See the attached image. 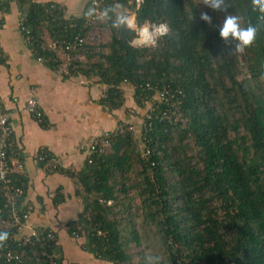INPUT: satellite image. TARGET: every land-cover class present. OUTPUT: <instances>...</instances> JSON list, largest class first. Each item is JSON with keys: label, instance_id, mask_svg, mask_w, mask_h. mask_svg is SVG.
<instances>
[{"label": "trees", "instance_id": "16d2710c", "mask_svg": "<svg viewBox=\"0 0 264 264\" xmlns=\"http://www.w3.org/2000/svg\"><path fill=\"white\" fill-rule=\"evenodd\" d=\"M12 2L34 56L55 69L75 36L86 37L96 25L109 30L107 41L87 40L76 51L85 60L71 73L98 76L107 86L100 105L110 112L126 107L134 121L120 119L123 132L114 137L109 130L110 146L78 172L58 170L72 177L84 200L67 223L70 234L83 225L84 250L113 264H150V258L151 264H264V16L251 0H225L224 10L203 0H142L138 7L136 0H103L100 11L119 3L139 25H168L148 47L129 46L134 32L112 27L111 20L66 18L64 7L51 1L0 0V11L7 13ZM229 15L257 27L243 51L220 36ZM130 102L136 114L128 111ZM14 182L26 188L23 176ZM59 192L54 204L65 201ZM4 204L0 187V231L10 235L15 229L3 228ZM57 242L58 235L46 246L0 245L14 255L0 257V264H64Z\"/></svg>", "mask_w": 264, "mask_h": 264}, {"label": "crops", "instance_id": "0c3cea01", "mask_svg": "<svg viewBox=\"0 0 264 264\" xmlns=\"http://www.w3.org/2000/svg\"><path fill=\"white\" fill-rule=\"evenodd\" d=\"M38 1L63 6L65 17L71 19L84 15L92 0ZM45 37L54 45L48 33ZM29 44L20 26L19 6L12 2L7 13L0 11V101L11 112L14 155L25 164L21 206L30 209V226L57 231L64 264H113L85 251V239L68 233L67 223L77 219L85 204L76 194L72 177L58 170H81L88 160L85 146L89 140L114 129L120 119L133 122L134 118L126 116V107L110 112L100 105L107 86L98 76L61 75L37 61ZM33 97L43 110L42 121L26 111V101ZM129 106L132 111L131 102ZM41 156L46 157L43 160ZM56 161L59 166L52 169ZM57 191L64 194L65 201L54 204Z\"/></svg>", "mask_w": 264, "mask_h": 264}, {"label": "built area", "instance_id": "2783aa9c", "mask_svg": "<svg viewBox=\"0 0 264 264\" xmlns=\"http://www.w3.org/2000/svg\"><path fill=\"white\" fill-rule=\"evenodd\" d=\"M102 1L103 0H92L90 6L95 7L97 9V13H99ZM136 2L138 7L142 0H136ZM126 10L130 14L134 15L136 19V15L133 11L129 10L128 8ZM97 21L98 19L88 18L89 24L95 23ZM146 22L151 23L149 21ZM20 26L23 30L24 28L21 22ZM137 26L140 25L137 23ZM94 28L92 29L91 33L94 32ZM91 33L88 34L86 37H81L77 35L75 36L73 41H69L65 44V47L62 53L60 54L62 64H60L57 69V71L61 75H71V70H77V63L85 60V57H83V55H81L80 53H76V51L79 50V48H81L84 45V42L87 40L96 44L94 42V35ZM27 39L30 41L29 37H27ZM37 61L41 63H46L47 59L44 57H38ZM164 93H166V91H164L163 93H159L157 97L158 100H163L164 98H166ZM25 108L27 112L31 113L39 121H42L44 119L43 110L35 97L27 99ZM150 110L153 112L154 108L151 107ZM150 116L151 115H149V117ZM124 129V123H117L114 130L112 131L114 137L117 136L118 133L123 132ZM129 129H133V127L129 126ZM110 143L111 132L109 131L99 134L89 140V142L85 146V152L88 155L89 162L92 161L93 155L100 154L102 151H104V149H107L110 146ZM15 150V139L13 135V125L11 122V112L7 110L4 104L0 101V187L5 197L4 207L9 213V219L3 220V228L15 229V231L9 235V238L11 239L10 241L13 242L12 244L17 245L18 247L27 246L29 244H38L42 246L50 245V241L57 239V231L51 228H39L35 226H30L28 224L31 214L30 209H28L27 207H22L19 203L20 198L25 195V189L14 182V177L25 176L26 171L25 164L15 157ZM150 151L151 150L148 147L143 149V156L148 157L150 155ZM45 157L46 156H41V159L44 160ZM49 165L50 164H47L45 165V167H49ZM57 166H59L58 161H56V163L54 164H51L52 169H55ZM81 226L83 227V225H80L77 230L75 229L73 233H71L73 237H79L78 230L81 228ZM11 242L5 241V243L2 242L0 243V245H7L6 249H8V245H10ZM42 253L43 255L52 257V255L46 254L45 251H43ZM23 254L24 252L21 253V255ZM2 256H5L6 260L10 261L14 255L12 254L11 250H8L7 252L0 250V257Z\"/></svg>", "mask_w": 264, "mask_h": 264}, {"label": "clouds", "instance_id": "9594fccd", "mask_svg": "<svg viewBox=\"0 0 264 264\" xmlns=\"http://www.w3.org/2000/svg\"><path fill=\"white\" fill-rule=\"evenodd\" d=\"M203 4L213 10H224L225 0H203ZM253 10L264 16V0H251ZM120 9V11H117ZM113 16L115 17L113 19ZM85 18H94L98 20H111L112 27L125 28L134 32V35L129 40L131 47H148L155 46L159 38L165 36L168 32V27L165 23H148L137 26L135 16L130 14L119 3L105 7L99 13L95 7H89L84 12ZM200 19L211 23V16L207 12L200 13ZM257 27L253 25L243 26L238 16L229 15L225 18L224 24L220 29L221 38L227 39L232 37L238 41L236 44L237 51H243L245 48L251 46L256 38ZM9 233L0 231V243L6 241ZM151 264V258H150Z\"/></svg>", "mask_w": 264, "mask_h": 264}, {"label": "rangeland", "instance_id": "374dc122", "mask_svg": "<svg viewBox=\"0 0 264 264\" xmlns=\"http://www.w3.org/2000/svg\"><path fill=\"white\" fill-rule=\"evenodd\" d=\"M95 27V28H94ZM93 28H94V32L93 33H91V34H93L94 35V42L96 43V44H100V43H103V42H105V41H107L108 39H109V36H110V34H109V30L108 29H104V28H102V27H99V26H94ZM81 55H83V57H85V55L84 54H81ZM129 91V89L127 90V92ZM126 92V93H127ZM146 108V107H145ZM144 108V110L146 111V109ZM131 110L132 111H134V114H136V112L138 111V110H135V108L132 106L131 107ZM132 111H129L130 113H133ZM139 113H142L143 114V112H139ZM141 114V115H142ZM131 117V116H130ZM134 125H136L137 126V124L135 123ZM133 251L134 252H136V251H138V249L137 248H133ZM138 257V254H137V256H136V258Z\"/></svg>", "mask_w": 264, "mask_h": 264}]
</instances>
